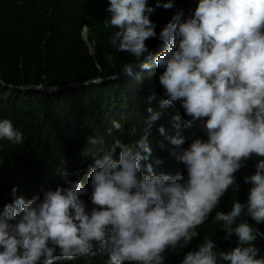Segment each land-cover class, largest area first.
I'll return each instance as SVG.
<instances>
[{
	"label": "clouds",
	"instance_id": "clouds-1",
	"mask_svg": "<svg viewBox=\"0 0 264 264\" xmlns=\"http://www.w3.org/2000/svg\"><path fill=\"white\" fill-rule=\"evenodd\" d=\"M161 7L173 9L174 0H155L154 6L148 0H109L110 19L104 22L117 29L110 44L137 58L125 65L124 75L141 80L154 67L162 70V98L154 108L156 93L147 97L142 135L134 143L113 139L88 166L87 186L83 166L63 169L62 184L30 199L17 195L14 186L12 201L0 211V264L97 255H107V264H164L167 250L186 247L215 214L224 240L235 235L237 246L220 251L205 239L181 264H264L254 244L264 232L237 223L245 213L264 223V159L245 177L252 185L247 204L234 200L231 211L218 212L245 161L264 158V0H198L190 16L177 10L157 34L150 16ZM150 38L162 43L159 51L147 46ZM176 105L187 119L181 123L179 114L172 116L174 135L163 125L157 131L179 148L169 154L184 165L186 176L158 173L163 161L150 141L153 125ZM191 127L206 139L197 136L182 147L181 132ZM113 130H121L120 122H112ZM0 138L24 142L10 119H0ZM88 143L97 141L89 137Z\"/></svg>",
	"mask_w": 264,
	"mask_h": 264
},
{
	"label": "trees",
	"instance_id": "trees-1",
	"mask_svg": "<svg viewBox=\"0 0 264 264\" xmlns=\"http://www.w3.org/2000/svg\"><path fill=\"white\" fill-rule=\"evenodd\" d=\"M108 4L109 0H0V119H10L24 136L22 144L0 138V211L12 201L14 186L17 195L30 199L44 189L62 184L59 172L65 168L72 171L83 166L82 180L87 186L88 166L113 139L134 143L142 135L149 115L146 99L152 92L156 93L152 107L157 108L162 98L158 84L161 69L154 67L141 80L127 75L110 79L123 73L125 65L137 63V58L117 51L110 44L109 38L117 29L104 26L110 19ZM148 4L154 6L155 0H148ZM197 4L198 0H174L173 9H156L150 19L157 24V34L177 10L183 9L187 18ZM146 44L153 51L162 47L157 38H150ZM97 79L103 81L89 83ZM71 83L76 86L56 93L23 89ZM175 114L181 116V123L187 119L179 105L169 107L153 125L150 141L154 155L163 161L156 168L158 173L179 172L186 176L184 165L169 154L178 152L179 148L157 131L163 125L169 135H174L172 116ZM113 121L120 122L119 132H109ZM181 134L186 136L182 147H187L197 136L206 139L196 127L183 129ZM89 137H95L97 143L89 144ZM261 159L264 158L251 156L235 173L236 185L220 202L218 212L231 211L234 200L247 204L252 185L245 182V177L255 174ZM215 215L197 228L199 235L186 247L167 250L164 264H181L184 255L198 250L205 239H212L220 251L235 248L238 238L233 235L224 240L225 231ZM250 219L245 213L237 223H248ZM248 224L264 232V223ZM254 244L260 250L257 258L264 257V239L257 238ZM107 260V255L79 256L55 264H107Z\"/></svg>",
	"mask_w": 264,
	"mask_h": 264
},
{
	"label": "water",
	"instance_id": "water-1",
	"mask_svg": "<svg viewBox=\"0 0 264 264\" xmlns=\"http://www.w3.org/2000/svg\"><path fill=\"white\" fill-rule=\"evenodd\" d=\"M84 38H86V30L84 32ZM93 50H94L93 47H90V52L91 53H93ZM122 76H124V74L120 73V74H117V75L111 77L110 79H117V78H120ZM101 81H103V80L102 79H97V80L90 81L89 83H96V82H101ZM75 86H76V84L71 83V84H68L66 86H58V87H54V88H47L45 86L39 85V86H36V87H32V86L31 87H23V89H28L29 88V89L42 90V91L49 92V93H56V92H60V91H62L64 89L72 88V87H75Z\"/></svg>",
	"mask_w": 264,
	"mask_h": 264
},
{
	"label": "bare ground",
	"instance_id": "bare-ground-1",
	"mask_svg": "<svg viewBox=\"0 0 264 264\" xmlns=\"http://www.w3.org/2000/svg\"><path fill=\"white\" fill-rule=\"evenodd\" d=\"M87 32V31H86ZM199 130V129H198ZM195 134V133H194ZM203 136V135H202ZM192 138V137H191ZM185 139H186V136H185ZM188 139V138H187ZM186 143V142H185ZM165 162V161H164ZM178 162V161H177ZM163 164V163H162ZM166 164H167V162H166ZM165 166V165H164ZM180 166V165H179ZM178 166V167H179ZM182 167V166H181ZM171 168V167H170ZM170 168H169V170H170ZM183 168H184V166H183ZM180 169V168H179ZM166 170V169H165ZM164 171V170H163ZM166 172V171H165ZM183 172V171H182ZM168 173H169V171H168ZM173 173V172H172ZM179 173V172H178ZM252 221H254V220H252V219H250V221L249 222H252ZM248 222V223H249Z\"/></svg>",
	"mask_w": 264,
	"mask_h": 264
}]
</instances>
